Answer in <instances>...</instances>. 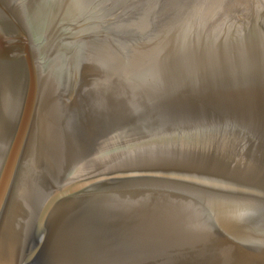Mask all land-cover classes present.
Listing matches in <instances>:
<instances>
[{
  "label": "water",
  "instance_id": "obj_1",
  "mask_svg": "<svg viewBox=\"0 0 264 264\" xmlns=\"http://www.w3.org/2000/svg\"><path fill=\"white\" fill-rule=\"evenodd\" d=\"M0 264H264V0H0Z\"/></svg>",
  "mask_w": 264,
  "mask_h": 264
}]
</instances>
